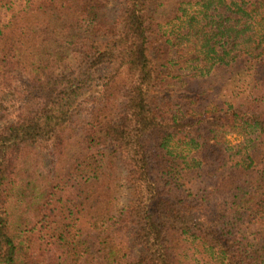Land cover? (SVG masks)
Instances as JSON below:
<instances>
[{
  "label": "trees",
  "instance_id": "16d2710c",
  "mask_svg": "<svg viewBox=\"0 0 264 264\" xmlns=\"http://www.w3.org/2000/svg\"><path fill=\"white\" fill-rule=\"evenodd\" d=\"M0 264H264V0H0Z\"/></svg>",
  "mask_w": 264,
  "mask_h": 264
},
{
  "label": "rangeland",
  "instance_id": "374dc122",
  "mask_svg": "<svg viewBox=\"0 0 264 264\" xmlns=\"http://www.w3.org/2000/svg\"><path fill=\"white\" fill-rule=\"evenodd\" d=\"M90 93L87 92L85 94V91H84V94L82 95L81 99H84L83 101V104H82V109L85 110V107L87 106V102H85V97H89ZM228 139L231 141V142H235L237 140V136L235 134H228ZM127 203V195H126V190H125V186H123L121 188V196H120V199H119V208H122L124 205H126Z\"/></svg>",
  "mask_w": 264,
  "mask_h": 264
}]
</instances>
